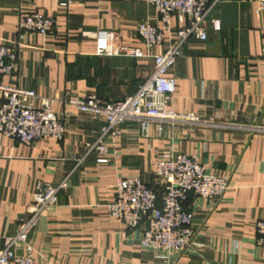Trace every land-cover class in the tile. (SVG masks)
I'll return each instance as SVG.
<instances>
[{"label": "crops", "instance_id": "obj_1", "mask_svg": "<svg viewBox=\"0 0 264 264\" xmlns=\"http://www.w3.org/2000/svg\"><path fill=\"white\" fill-rule=\"evenodd\" d=\"M256 10L252 0H223L210 16L220 20V31L209 24L206 41L188 40L170 72L176 80L171 109L215 125L164 123L159 130L157 123L127 122L106 138L100 155L88 150L104 120L69 101L124 100L154 67L148 58L99 56L95 40L83 34L117 32L122 44L148 54L137 29L155 24L159 14L146 0L77 1L69 8L56 0H0V44L18 51L16 77L3 83L58 97L54 110L66 128L61 142L31 146L0 134V249L29 218L38 184L65 182L56 206L26 238L38 264H264L255 228L264 220V133L248 129L264 123V12ZM23 13L54 18L55 30L47 37L20 31ZM171 40L166 36L152 52H164ZM180 154L197 156L210 173L228 179L229 189L218 202L189 195L185 208L197 230L192 247L180 258H161L140 245L146 223L129 230L108 206L125 177L160 192L155 160ZM17 253L24 255L25 247Z\"/></svg>", "mask_w": 264, "mask_h": 264}, {"label": "built area", "instance_id": "obj_2", "mask_svg": "<svg viewBox=\"0 0 264 264\" xmlns=\"http://www.w3.org/2000/svg\"><path fill=\"white\" fill-rule=\"evenodd\" d=\"M62 8H69L77 1L56 0ZM159 14L155 24L142 22L137 33L149 51L122 44L117 32L98 30L83 35L95 40L96 54L106 57L148 58L153 62V72L140 85L135 95L117 102H106L96 96L70 100L78 111L104 120L101 135L89 146L88 153L105 155L106 138L116 134V129L127 122H137L147 127L157 123L172 125H215L199 120L192 113L180 114L171 109L176 92V80L170 75L183 47L190 39L204 42L208 38L209 24L214 31L221 29L220 20L210 19L211 14L223 0H146ZM257 5L256 13L264 12V0H252ZM173 19L178 22L174 28ZM56 27V20L40 13H23L19 16L18 29L32 35L47 37ZM170 42L159 54L152 51ZM264 58V50L262 54ZM18 51L15 46L0 44V134L19 143L31 146L37 141L61 142L66 128L63 118L56 114L58 97L39 96L33 90L8 86L4 78L16 77ZM37 101V103H36ZM226 128L230 126H224ZM254 133H264V123L248 128ZM154 176L161 191L155 192L140 178L125 177L116 186V198L108 206L110 215L125 228L135 230L147 224L140 239L143 249L151 250L161 258H180L188 253L197 230L193 214L185 208L189 195L220 201L229 189L224 176L210 173L195 155L180 154L176 157L162 156L154 162ZM40 183L29 208V218L18 226L17 234L5 241L0 249V264H38L31 247L26 245L27 236L36 228L42 215L56 206L58 195L65 188ZM256 246L264 249V220L256 223ZM25 247L19 255L18 248Z\"/></svg>", "mask_w": 264, "mask_h": 264}]
</instances>
